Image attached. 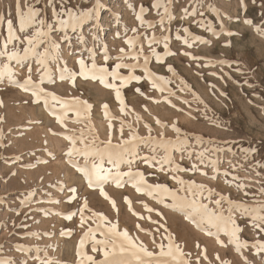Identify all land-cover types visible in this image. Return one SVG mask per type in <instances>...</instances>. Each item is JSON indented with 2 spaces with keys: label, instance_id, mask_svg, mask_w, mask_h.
<instances>
[{
  "label": "rangeland",
  "instance_id": "1",
  "mask_svg": "<svg viewBox=\"0 0 264 264\" xmlns=\"http://www.w3.org/2000/svg\"><path fill=\"white\" fill-rule=\"evenodd\" d=\"M33 2L19 0V6L24 10ZM72 2L75 4L76 0ZM191 2L173 0L174 19L169 21L165 17L161 25L160 15L151 8L153 0H107L102 13L107 18L103 20L101 41L95 47L97 65L104 63L100 45L105 43L112 57L108 65L142 66L145 56L151 57L154 50L164 51L163 40L159 43L152 40L149 46L152 36L168 35L169 51L174 54L167 56L163 64L152 58L149 67L157 75L171 80L168 87L173 89L174 95L152 88L147 80L141 83L129 82L127 78L109 80L108 86H103L99 81L76 77L73 83L72 71L64 72L61 78L63 62H67L69 70H76L77 54L88 58L80 44L73 40L69 48L61 43L56 58L45 66L32 57L23 59L25 44L20 40L28 32H18L20 40L14 41L8 50L19 51L21 62L0 57V69L7 65L13 71L11 79L7 75L0 79V257L12 258L13 264H20L21 260L26 264H90L93 257L102 258L97 254L104 251L102 240L107 238L117 243L118 223L119 235L126 229L135 243L146 246L151 255L137 249L121 251L117 246L114 252L108 249L112 253L110 264L136 260L139 264H166L173 257L167 248L162 254L157 246L167 243L164 225L176 238L190 264H223L225 260L231 264H264V231H261L264 224L257 228L247 214L234 209L235 219L242 228L239 238L236 230H233L231 243L224 234L219 240L215 235H207L185 220L183 214L165 208L131 186V181L136 179L134 173L141 171L149 183H163L172 189L179 187L171 179L174 173L158 170L147 148L142 146L136 155L131 151L120 155V149L109 146V142L111 145L122 143L121 128L123 138L129 137V125L133 130L138 129L141 136L147 134L145 125H149L152 136L174 139L176 133L172 124L176 123L189 134V144L183 152L172 150L174 161L186 168L192 164L198 166L195 172L176 175L202 183L248 206L264 203V167L257 165V162L264 163V32L256 31L258 27L264 29L262 0L255 3L246 0L248 7L243 13L239 0H205L201 11L207 9L205 16L220 33L218 36L201 29L190 18H178V13ZM141 4L149 9L144 26L136 20ZM210 6L219 11V18ZM16 9L17 0H0V51H4L2 42L8 39L7 22L11 20L18 27ZM244 19H251L253 23L247 25ZM148 21L155 27H148ZM106 22H110L109 28ZM125 27L128 35L139 36L135 47L115 37L114 33L123 34ZM183 27L209 43L197 42L188 48L182 40L176 39L177 29L184 36ZM133 28L138 29L135 34L131 32ZM229 31L239 34L228 36ZM55 39L56 33H53L48 42L54 43ZM229 43L231 46H226ZM86 44L88 47L94 44L91 37ZM120 49H125L124 55L128 57L117 61L114 58L121 54ZM182 52L202 59L194 61ZM207 60L232 63L205 66ZM168 65L175 69V77L167 70ZM110 71L115 73L118 69L111 67ZM119 71L126 75L128 70ZM135 74L143 75V72L137 69ZM29 76L33 83H25ZM181 80L188 85L185 91L178 88ZM125 84L129 86L123 87ZM196 97L204 103H199ZM213 121L222 122L221 127H216ZM192 134L204 136L205 141L237 142L231 145L230 152L216 154L220 160L219 174L211 166L200 164L196 155L212 145L197 143ZM217 146L224 147L219 143ZM249 147L257 151L246 158L242 148ZM189 149L191 159L187 154ZM144 155L148 156L147 160L142 158ZM159 155L162 157L163 151ZM101 167L111 169L112 179L122 182V187L112 182L104 185V191L115 205L101 197L99 189L93 190L88 185V179L98 175ZM200 168L207 175H202ZM224 171L229 174L224 176ZM129 172L133 175H127ZM73 189L74 192L70 191ZM30 192L35 195L26 199ZM125 197L130 203H125ZM216 198L211 197L213 201ZM145 204L162 212L163 216L156 211H145ZM209 206L215 207L214 204ZM223 207L227 215L228 205L225 203ZM202 228L218 232L208 225ZM219 241H224L226 246H221ZM119 242L127 243L123 239ZM17 244L30 251H18ZM37 255L40 260L35 259Z\"/></svg>",
  "mask_w": 264,
  "mask_h": 264
},
{
  "label": "snow or ice",
  "instance_id": "2",
  "mask_svg": "<svg viewBox=\"0 0 264 264\" xmlns=\"http://www.w3.org/2000/svg\"><path fill=\"white\" fill-rule=\"evenodd\" d=\"M253 3L256 0H252ZM107 0H76V3L73 4L72 0H34L32 4H30L26 9L21 10L19 6V0H17V9H16V16H17V23L18 27L13 25L12 21L9 20L7 22V35L8 39L2 42V47L4 51H0V57H5L8 61L15 60L16 62H21V56L19 51L12 50L9 51V46L17 40H20L18 32H28L23 40H20L21 43L25 44L24 48V57L23 59H28L30 57L35 58L36 63L44 64L45 66L53 59L56 58L57 52L59 50V46L61 43L67 44L69 48L72 47V42L75 40L78 44L82 46L83 51L88 53V58L86 59L82 54H77L76 63L78 68L76 70H69L67 68V62L64 61V68L62 69L61 78H63V73L72 71L73 75V83L75 82V78L79 77L86 80L92 81H99L103 86H108L109 80H120L123 81L125 78L129 80V82H136L141 83L144 80L150 82L152 88L158 89L160 92H169L171 94H175L173 89L168 87L171 83V80L165 76L157 75L154 71H152L149 67V63L152 58L159 64H163L166 57L169 55H173L174 53L169 51V36L164 35L162 37L157 38L155 35L149 40V46L151 47L152 40H156L158 43L160 40H163V53L154 50L152 52L151 57H144V65L140 66L138 64L135 65H128L125 63H118L117 65L110 66L108 65L107 61L112 59L110 54L108 53V48L105 43L101 44V52L104 57V63L101 65H97L95 62V47L96 44H99L101 41V32L104 29L103 20L107 18L106 16L102 15L104 10L106 9ZM173 0H153L151 5L152 9H155L157 14L161 17V25L164 24L165 17L169 21L174 19L171 8H172ZM247 3L246 0H239V9L243 13L247 10ZM205 8V0H192L189 6H186L182 9L180 13H178V18L180 20L190 18L194 24H196L201 29L212 33L213 35L218 36V33L213 26V23L208 20L205 16V12L201 11V9ZM211 11L216 14L219 18L220 13L215 8L210 6ZM261 8L264 9V0H262ZM163 9V12L160 10ZM149 11L148 7L141 4L139 6V11L136 15V20L139 21L140 26H144L145 21V13ZM199 17V19H197ZM119 19V17H116ZM237 19L239 20L240 17L238 16ZM2 20V18H0ZM244 23L247 25H251L253 21L251 19H244ZM148 27L152 28L155 25L151 22H147ZM18 30V31H17ZM128 29L125 27L124 33L121 34L120 32L114 33L115 37L118 39L123 38L125 43L128 46L135 47V45L139 41V36L137 35H128ZM138 31L137 28L131 29L132 33H136ZM257 32H264V29L257 28ZM180 29H177L176 39L182 40L183 44L186 45L188 48H192L193 45L197 42L200 43H209L204 37L200 35L193 34L188 27H183L184 36L179 34ZM56 33V39L54 43H49L48 38ZM239 33L234 31L227 32L228 36L237 35ZM92 38L94 44L91 47H88L86 41ZM43 46V47H42ZM226 46H231L230 43ZM120 55L116 56L114 59L117 61H122L126 59L124 54L127 52L125 49H120ZM182 55L188 56L190 59L194 61H199L202 59L200 56H193L190 52H182ZM132 59H136L135 56H132ZM214 63L219 64H231V61L220 60V61H212L207 60L205 66H212ZM199 66V65H198ZM111 67H116L118 69L117 72L113 73L110 71ZM119 69H126L127 74H122ZM137 69H141L143 75L135 74ZM169 72L172 73L173 77H175L176 71L171 66L168 65ZM239 72L240 69L237 68ZM88 73V75H85ZM7 75L10 79L13 76V71L11 68H8L7 65L4 66L3 69H0V79H3L4 76ZM211 75H216V73H211ZM43 78L41 79L40 83L42 84ZM25 83H33L29 79L25 81ZM245 83H248L245 80ZM129 85L125 84L123 87H127ZM250 87L254 86L249 84ZM39 87V85H36ZM212 88H215V85H211ZM180 91H185L188 89V85L181 80L180 85H178ZM137 91H140L137 89ZM223 96L227 94L224 92L220 93ZM196 100L199 103H204L199 97H196ZM158 102V101H157ZM185 103H190V101H184ZM208 106L205 105V109ZM199 110V109H198ZM207 118V117H206ZM159 123V121H158ZM216 127H221L222 122L220 121H213ZM164 126H167L166 124ZM146 129L148 130L145 136H141L139 134L138 129H132V126L129 125L130 134L128 138H123V128L120 129V135L122 138V143L118 145H111L109 142L110 147H116L121 150L119 153L123 155L128 153L129 151L132 152L133 155L139 153L140 148L143 146L148 149L149 152L152 153V159L156 161V165L159 171H166L174 173L171 175V179L175 181L179 187L177 189H172L168 185L163 183H149L146 176L141 171H137L134 173L136 179L131 181V186L136 189L138 193H144L148 197H151L165 208L171 209L174 212H179L183 214V218L190 223L194 224L198 229L201 231H205V233L209 236L215 235L217 240H219V236L224 234V236L229 238V243H231V236L233 230L237 232V238H239L238 233L242 231V228L239 227L235 215L234 209L240 210L242 213L247 214L248 217L253 222V226L257 228H261V224H264V214H261V211L264 210V203L259 204L258 206H248L243 204V202L233 201L232 198L228 195H224L222 192H216L212 188L207 187L202 183H197L193 180H185L179 175L175 173L180 172H195L198 168L196 164H192L191 167H182L179 163L174 161V158L171 155L173 149L178 152H183L185 148L189 144L188 140V133L183 131L180 127L177 126L176 123L172 124V129L176 133L174 139L166 138L163 136L154 137L151 135V127L149 125H145ZM194 140L197 143H207L212 145L210 148H204L196 153L197 158L204 167L211 166L217 174H219V167L218 164L220 160L217 158V153H222L225 151H231V145L237 143L236 141H215L213 139H208L205 141L204 136L192 134ZM218 143L220 145H224V147L217 146ZM163 151L164 155L161 157L159 153ZM242 151L247 154L246 158L251 154L255 153L257 149L249 147V148H242ZM211 153V155H209ZM188 157L191 159L192 151L188 150ZM145 160L148 159L147 155H144ZM183 158V157H182ZM259 167H264V163L257 162ZM167 166V167H166ZM119 167V165H116ZM202 175H207L206 172H203L202 169H199ZM229 173L227 171L223 172L224 176H227ZM127 175L131 176L133 173L129 172ZM215 179V177H213ZM88 185L93 190L99 189V193L101 197L111 200L108 196L106 191H104V185L112 182L116 187H122V182L119 180L112 179V172L111 169H103L101 170L98 175L94 177H90L88 179ZM70 191H75L70 190ZM206 192V194H205ZM183 193V194H181ZM34 192H30L26 199H30L34 196ZM215 195L217 198L215 201L211 199V197ZM125 203H130L128 197L124 198ZM167 201H170L167 202ZM207 201V203L205 202ZM54 201H48V203H52ZM58 202V201H56ZM71 202V199L69 200ZM112 204L115 205V201L111 200ZM25 201H21V204H24ZM228 205L227 208V215L225 214V209L223 207L224 204ZM210 204H214L215 207H210ZM85 205H86V198H85ZM118 211V209H114ZM38 211L46 212L47 210L38 209ZM145 211L152 212L156 211L157 215L163 216L162 212H159L156 209L150 208L147 204H145ZM19 215V211L16 212ZM138 215V214H137ZM138 218H142L139 217ZM151 220V217H149ZM202 225H208L213 229H218V232H208L202 228ZM165 228V237L164 241L166 240L167 243H160L158 244V248L163 250L167 248L168 252L172 255V259L167 261L166 264H190L185 258V254L183 249L180 248L176 238L173 236L171 232L168 231L167 226H162ZM261 231H264V228H261ZM117 243H113L112 241L105 238L101 241V244L104 247V251L100 252L97 251L98 255H102V258L96 259L93 257L90 261V264H110L109 256L112 254L108 251L109 248L115 251L117 246L120 247L121 251H129L131 249H137L138 251H143L149 255L148 249L146 246L137 245L135 241L128 235L127 230H123L122 235H119L120 230L117 223ZM112 233H109V236H112ZM123 239L127 241L126 244H122L119 241ZM221 246H226L224 241H219ZM16 249L19 250H27L24 249V246L17 244ZM39 249H37V252ZM35 259L40 260L41 258L37 255ZM0 264H13L12 258L7 257H0ZM20 264H26L25 260H21ZM120 264H139V260L136 261H121ZM223 264H231L230 261L225 260Z\"/></svg>",
  "mask_w": 264,
  "mask_h": 264
},
{
  "label": "bare ground",
  "instance_id": "3",
  "mask_svg": "<svg viewBox=\"0 0 264 264\" xmlns=\"http://www.w3.org/2000/svg\"><path fill=\"white\" fill-rule=\"evenodd\" d=\"M105 25H106V28H109L110 27V22H106Z\"/></svg>",
  "mask_w": 264,
  "mask_h": 264
}]
</instances>
